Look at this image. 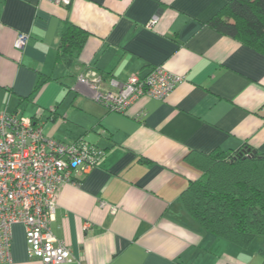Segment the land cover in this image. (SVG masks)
<instances>
[{
  "label": "crops",
  "instance_id": "obj_1",
  "mask_svg": "<svg viewBox=\"0 0 264 264\" xmlns=\"http://www.w3.org/2000/svg\"><path fill=\"white\" fill-rule=\"evenodd\" d=\"M227 1L0 0V112L103 150L57 191L49 226L71 264L260 263L264 235L238 245L205 230L180 199L200 173L191 154L246 144L264 152V51L208 24ZM65 19L87 32L72 66L56 59ZM19 32L27 35L21 48ZM158 65L183 80L124 112L94 100L78 79L100 77L104 88L109 77ZM10 255L0 264H44L27 256L20 223L11 226Z\"/></svg>",
  "mask_w": 264,
  "mask_h": 264
},
{
  "label": "built area",
  "instance_id": "obj_2",
  "mask_svg": "<svg viewBox=\"0 0 264 264\" xmlns=\"http://www.w3.org/2000/svg\"><path fill=\"white\" fill-rule=\"evenodd\" d=\"M52 1L67 4L70 0ZM26 38L25 33H17L15 46L23 47ZM183 78L159 65L144 74L132 73L124 81L109 77L104 88H100V77H78L92 90L94 100L117 112H124L143 95L163 98ZM102 154V149L82 137L61 140L46 136L42 121L17 112H0V262L11 259L13 223L23 227L29 258L44 264L77 262L69 246L53 234L49 222L59 187L75 181L76 173L87 172ZM108 210L114 213L117 206L110 204Z\"/></svg>",
  "mask_w": 264,
  "mask_h": 264
},
{
  "label": "trees",
  "instance_id": "obj_3",
  "mask_svg": "<svg viewBox=\"0 0 264 264\" xmlns=\"http://www.w3.org/2000/svg\"><path fill=\"white\" fill-rule=\"evenodd\" d=\"M208 24L264 51V0H228ZM86 35L83 28L65 19L56 59L72 66ZM250 149L246 144L191 154L200 173L180 194L185 210L205 230L241 246L264 235V152ZM260 253L259 264H264V249Z\"/></svg>",
  "mask_w": 264,
  "mask_h": 264
},
{
  "label": "water",
  "instance_id": "obj_4",
  "mask_svg": "<svg viewBox=\"0 0 264 264\" xmlns=\"http://www.w3.org/2000/svg\"><path fill=\"white\" fill-rule=\"evenodd\" d=\"M250 151H251L252 153H254L256 150H255V149H253V148H251V149H250Z\"/></svg>",
  "mask_w": 264,
  "mask_h": 264
}]
</instances>
